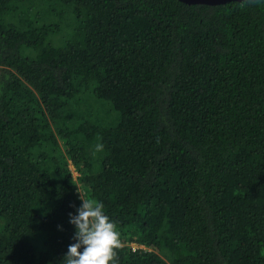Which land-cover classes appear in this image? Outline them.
Here are the masks:
<instances>
[{
	"label": "trees",
	"instance_id": "1",
	"mask_svg": "<svg viewBox=\"0 0 264 264\" xmlns=\"http://www.w3.org/2000/svg\"><path fill=\"white\" fill-rule=\"evenodd\" d=\"M79 191L119 264H264V0H0V264H64Z\"/></svg>",
	"mask_w": 264,
	"mask_h": 264
},
{
	"label": "clouds",
	"instance_id": "2",
	"mask_svg": "<svg viewBox=\"0 0 264 264\" xmlns=\"http://www.w3.org/2000/svg\"><path fill=\"white\" fill-rule=\"evenodd\" d=\"M103 150V143H96L95 152ZM80 194L82 205L78 214L69 213V222L76 228V242L68 246L64 264H119L118 250L123 243L117 225L105 213L103 202Z\"/></svg>",
	"mask_w": 264,
	"mask_h": 264
},
{
	"label": "water",
	"instance_id": "3",
	"mask_svg": "<svg viewBox=\"0 0 264 264\" xmlns=\"http://www.w3.org/2000/svg\"><path fill=\"white\" fill-rule=\"evenodd\" d=\"M188 4H218L232 0H181Z\"/></svg>",
	"mask_w": 264,
	"mask_h": 264
},
{
	"label": "rangeland",
	"instance_id": "4",
	"mask_svg": "<svg viewBox=\"0 0 264 264\" xmlns=\"http://www.w3.org/2000/svg\"><path fill=\"white\" fill-rule=\"evenodd\" d=\"M69 167L72 170V173H73L74 178L76 179L77 176L79 175L78 174V171L75 169V166L72 163H70Z\"/></svg>",
	"mask_w": 264,
	"mask_h": 264
}]
</instances>
